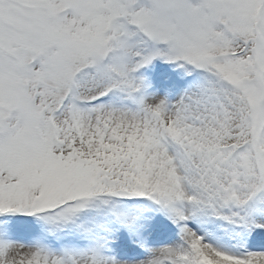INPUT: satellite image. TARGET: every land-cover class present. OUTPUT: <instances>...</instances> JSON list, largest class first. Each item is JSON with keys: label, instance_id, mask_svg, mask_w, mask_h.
Returning a JSON list of instances; mask_svg holds the SVG:
<instances>
[{"label": "snow or ice", "instance_id": "6c2138e0", "mask_svg": "<svg viewBox=\"0 0 264 264\" xmlns=\"http://www.w3.org/2000/svg\"><path fill=\"white\" fill-rule=\"evenodd\" d=\"M0 264H264V0H0Z\"/></svg>", "mask_w": 264, "mask_h": 264}]
</instances>
